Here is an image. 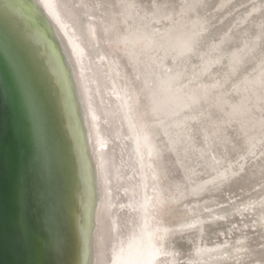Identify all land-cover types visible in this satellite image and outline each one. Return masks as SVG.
Masks as SVG:
<instances>
[{"label":"bare ground","instance_id":"6f19581e","mask_svg":"<svg viewBox=\"0 0 264 264\" xmlns=\"http://www.w3.org/2000/svg\"><path fill=\"white\" fill-rule=\"evenodd\" d=\"M5 5L62 90L84 264H264V0Z\"/></svg>","mask_w":264,"mask_h":264},{"label":"water","instance_id":"95a60500","mask_svg":"<svg viewBox=\"0 0 264 264\" xmlns=\"http://www.w3.org/2000/svg\"><path fill=\"white\" fill-rule=\"evenodd\" d=\"M0 0V264H84V181L62 90Z\"/></svg>","mask_w":264,"mask_h":264},{"label":"rangeland","instance_id":"374dc122","mask_svg":"<svg viewBox=\"0 0 264 264\" xmlns=\"http://www.w3.org/2000/svg\"><path fill=\"white\" fill-rule=\"evenodd\" d=\"M239 7L240 6H237L236 8H239ZM163 210L166 212V218H167L168 223H170L173 226V229L170 232L172 238L178 239L185 231L184 228H180L179 226L180 222L182 220H185L186 218H189L190 215L185 214L182 209H180L179 207L175 208V206H167L163 208Z\"/></svg>","mask_w":264,"mask_h":264}]
</instances>
